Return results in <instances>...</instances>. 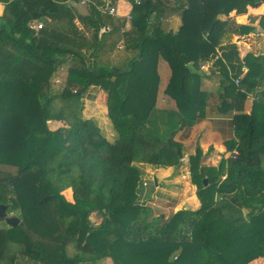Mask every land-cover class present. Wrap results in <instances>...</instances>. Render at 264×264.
<instances>
[{
  "label": "trees",
  "instance_id": "16d2710c",
  "mask_svg": "<svg viewBox=\"0 0 264 264\" xmlns=\"http://www.w3.org/2000/svg\"><path fill=\"white\" fill-rule=\"evenodd\" d=\"M69 1L9 0L0 18V206L20 219L17 228H0V264H15L19 254L33 264L106 258L113 264H264L260 107L238 117L235 153L220 169L206 168V176L198 169L202 152L191 158L201 203L196 211L182 210L166 221L164 216L152 218L153 211L140 204L142 174L135 165L174 167L182 162L175 136L203 115L206 97L188 65L212 60L224 49L222 58L236 70V63H242L238 48L232 43L225 47L224 40L253 29L236 26L231 17L246 16L264 6V0H141L140 5L130 0L135 17L129 32H121L123 24L114 28L113 17L96 7L83 18ZM175 14L182 20L180 30L167 33L162 21ZM255 17L264 31V16ZM44 19L42 30L30 28ZM77 22L94 30L92 41ZM106 28L109 32L101 34ZM115 36L128 51L138 52L137 58L125 70L91 66L88 61ZM160 57L172 70L165 94L178 111L156 108ZM218 60L225 88L234 91L233 107L242 112L249 94L263 86L264 56L245 58L248 73L240 86L230 75L233 70ZM67 63L71 67L62 98L82 101L91 87L111 95L109 115L121 133L115 142L102 136L93 120L79 115L69 122L52 114L54 99L45 89ZM48 121L69 124L53 132ZM208 175L216 181L205 187ZM94 207L105 213L98 227L89 219ZM68 243L79 255L66 253Z\"/></svg>",
  "mask_w": 264,
  "mask_h": 264
},
{
  "label": "crops",
  "instance_id": "0c3cea01",
  "mask_svg": "<svg viewBox=\"0 0 264 264\" xmlns=\"http://www.w3.org/2000/svg\"><path fill=\"white\" fill-rule=\"evenodd\" d=\"M8 1L9 0H0V18H2L5 14L6 3ZM70 3H71L70 7L73 9V11L78 15L82 16L83 18L89 16V14L91 13V9L93 7H96L100 10V8H102L104 4L112 5V7L117 10V15L112 16L113 27L115 26L114 28H116L123 24L125 27L122 28L121 32H129L133 29L132 22L134 21L133 17H135L133 13L134 6L130 2V0H87V4L85 5L82 4L81 0H71ZM262 9H264V6L258 9H250L249 13L246 16H240V17L247 18L251 16L250 17L251 19L252 17L256 18L255 16H260V15L264 16V14L263 13L261 14L260 11ZM232 16L234 17L233 19H235L236 16L234 14ZM223 17H221V19ZM253 18L252 21H254L255 23L254 25H250L247 22L246 24H244V26H256V28L255 27L254 29L252 28L253 29L252 32L248 35H244L243 37L241 36L237 37L238 41L246 40L247 37L254 35L255 32L264 33L258 21L254 20ZM152 20H154V17L152 18ZM42 21L47 22V19H44ZM77 24L80 28L81 26L83 27V25H81L79 22H77ZM181 25H182V20L179 14L166 16L162 21V29L167 33L168 32L177 33L180 30ZM107 31L109 32V28H107L105 32ZM116 41H118L117 46L114 47L113 45L112 48L107 47L109 48L108 49L109 56L107 58L109 59L110 62L111 59H113V61L118 65H112L110 63H106V65L103 66L115 67L114 68L115 70H119V68L123 70L128 69L129 64H131V62L137 58L138 52L128 51L126 49V43L124 42L123 39L119 38ZM226 46H228V44L227 45L225 44V47ZM242 46L243 45H241V48L238 49L242 63L240 65L239 63H236L237 68L243 66L241 70L242 71L241 75L238 74L240 73V70H238L237 68L236 70H233L232 65L227 64L226 60L222 58L224 49L218 50V55L215 56L214 59L212 60L201 62L199 64L191 63L188 65L191 79L198 80V85H197L199 88L198 90L201 93L205 94L206 97L204 99L203 115L199 119L194 121L191 126L181 127L175 136V142L181 144L183 149V159H182L183 164L188 165L191 161V158L195 157L197 155V151L200 150L203 155L202 160L204 161V165L208 166L209 168L219 167V165L224 159L226 160L230 158L233 155V153H235V148L233 149V143L237 142L235 129H236V122L238 117L250 115L256 112L257 108L259 107H260L259 113L262 116V118L264 117V110L262 109L264 104V80L262 82L263 86H260L257 90H255V92L249 94V97L245 103L244 110L242 112H238L233 107L234 91L230 90V88H225L229 86H225L226 83L224 82V79L226 78L223 75V70L220 68V62L219 64L217 63L218 59H222L226 64V68L230 67L233 70L232 72L230 71L232 73V79L240 78L241 82H243V80L245 79L248 73L247 67L244 66L245 58L249 54H253L255 57L264 56V51L255 54L250 52V50L245 51L246 47L242 48ZM226 49L227 48H225V50ZM103 51H99L100 55H102ZM65 65L66 66L63 65L62 68H60L57 71L53 79H55L57 75H59L60 78L62 79V77H64V73L62 69H64L65 67H68V69L70 70L71 64L67 63ZM230 68L229 70H231ZM157 69H158V74L160 76V88L157 97L158 101L156 108L159 111H166V110L178 111L176 102L165 94V91L172 77L171 68L169 64L163 58L160 57L158 60ZM67 75L68 73L66 74V78ZM195 88L196 86L194 85L192 90H194ZM164 101L166 102L165 104H163ZM171 104L172 106L174 104V107H171ZM135 165L137 168H139L144 178L143 179L145 182L143 184L144 187L148 186V183L145 181V177H147L150 171L152 172L151 174H153V176L152 179L150 180L152 181L154 180L155 182L156 190L153 192L154 195L155 194L157 195L159 192H161L160 190H162L163 192L164 191L163 187L167 184L177 190L174 191L175 193L176 192L177 194L181 193V196L183 195V193H186V196H188V198L186 199H188L189 201L185 204V206H182L179 211L182 210L196 211L200 208L201 203L197 197V188H195L196 186L192 184L190 171L186 165L185 166L181 165V169H177L175 167H165V168L162 166L155 167L151 164H145V163H136ZM154 167L156 168L155 173L154 171H152V168ZM185 173H187V175L189 174V176H187ZM225 176L222 179H225ZM179 184H181V187L179 186ZM147 201L148 199L146 200V193H145L144 196L140 198V204L144 206V204L147 203ZM146 206H148V204ZM177 212L178 211H175L173 214H176ZM4 222L5 221H3V223ZM1 223H0L1 229L8 230L9 228H11L7 224L5 228L2 226ZM15 262H16L15 264L18 263L33 264L29 262L27 258L23 259L22 256L21 258L20 256H18ZM82 264H113V261L110 258H106L101 261H98L97 263L84 262Z\"/></svg>",
  "mask_w": 264,
  "mask_h": 264
},
{
  "label": "rangeland",
  "instance_id": "374dc122",
  "mask_svg": "<svg viewBox=\"0 0 264 264\" xmlns=\"http://www.w3.org/2000/svg\"><path fill=\"white\" fill-rule=\"evenodd\" d=\"M260 11H261V14L262 13L264 14V9H262ZM250 17H247V18L235 17L234 20H230V21H232V22L234 21L236 26H242L243 27L244 24H246L247 22L250 25H254L255 23H254V21H252L253 17L251 19H250ZM231 18H234V17L232 16ZM222 19H224L225 21H228V18H226V17H223ZM37 24H43L44 25L45 22L44 21L37 22ZM246 27H251L253 29H254V27L256 28V26H246ZM81 30L84 32V34L88 37V39L90 41L93 40L94 33H95L93 29H91L89 27H82L81 26ZM104 31H106V30H102L100 33L102 34ZM235 36L236 35H232L229 39H225L224 40L225 44L227 45L230 43H234L238 46V49L241 48V45H243L242 48L246 47L245 51L250 50V52L255 53V54H258V53L264 51V33L263 32H260V33L255 32L254 35L247 37L246 40H243V41H241V40L238 41L237 37H240V36H236V37ZM241 37H243V36H241ZM117 38L118 37L115 36L113 39H110L107 42V44L105 46L106 49L102 52V55H100L99 52H96V56L93 58V60H91V62L88 61V63L91 66H92V63H97L98 66L106 65V63H110L112 65H118L113 61V59H111V62H114V63H111L109 61V59L107 58L109 56L108 55V49L112 48L113 45H114V47L117 46V44H118V41H116V40H118ZM107 47H109V48H107ZM256 47H257V49H256ZM249 55H253V54H249ZM256 57H259V56H256ZM64 66H66V65H64ZM62 71L64 73V77H62V79H61L60 76L57 75V77L55 79H53V77H54L53 76L52 79H50L48 81L49 88L45 89V91L48 92V95L54 99V102L52 105V110H51L52 114L57 115L59 117H65L66 119H68L69 122H73L74 118H77V116H79V115H81L84 119L93 120L96 123V125L100 128L101 135L104 136L106 139L108 138L107 140L111 141L112 143L115 142L116 139L119 138L121 133L119 132L116 125L112 122L111 117H110L109 112H108L109 99H110L111 95L100 90L98 87H91L88 90V92L84 95L82 101L81 100L78 101L76 99H70L69 100L68 98H62L63 94H65L66 89H67L66 74L69 72V69H68V67H65L64 69H62ZM74 92H76V90H74L73 93ZM81 103H83V105H81ZM165 103L166 102L164 101L163 104H165ZM171 107H174V104H173V106L171 104ZM68 124H69L68 122H64V121H62V122L61 121H48V127L53 132L58 130L61 127L68 126ZM176 161H177V159H176ZM178 163H179L178 165L174 166L177 169H181V165H183V166L186 165V164H183L181 162V160H179ZM221 164H222V162H221ZM221 164L219 165V167H213V168L218 170V169H220ZM186 166H187V168H189L190 175H191V181H192V184L194 185L193 177H192V171H191V168H192L191 161ZM155 167L152 168V171H154V173H155V169H156ZM206 168H209V167L204 165V161L201 159V161L199 162L198 169H199V171L203 172L207 176L206 171H204V170H206ZM151 173L152 172L150 171L148 173L147 177H145V181L148 183L147 187L143 186V184L145 182H144V180H143L144 178L142 176V181H141V184L139 186V200L146 193V200L148 199V201H147V203L144 204V207H147L151 211H153V217L152 218H154V217L156 218L158 216H164L165 221H166L174 215L173 213L175 211L179 212L181 207L185 206V204L189 201L188 199H186V198H188V196H186V193H183L182 196H181V193H178V194H177V192L175 193L174 191H177V190L174 189L172 186H169L167 184L163 187L164 188L163 192H162V190H160L161 192H159L157 195L156 194L154 195L153 192L156 189H155L154 180L153 181L150 180V179H152V176H153V174H151ZM221 173H219V175H222ZM185 174L187 175V173H185ZM187 176H189V174ZM208 176L211 177L210 175H208ZM206 179L208 180V182H212V181L215 182L216 181L213 177H211V181L208 178H206ZM209 184H208V186H209ZM179 186L181 187V184H179ZM195 188L198 189V186H196ZM65 195L67 196V198L70 202L74 201V199L72 197L73 194H72L71 190H67L65 192ZM156 197H157V199H156ZM147 204H148V206H146ZM94 208L95 209H93L92 213L90 214L89 219H90V222L93 226L98 227L99 225L102 224L104 217H105V213H104V210H100L99 208H96V207H94ZM8 216L12 217V216H14V214L10 213V214H8ZM4 223L2 222L1 224L3 227L6 228V223L5 224ZM65 251L68 255H71V256L79 255L78 251L76 250L75 246L72 243L67 244ZM19 256L21 258L20 254H19ZM18 264H20V263H18Z\"/></svg>",
  "mask_w": 264,
  "mask_h": 264
},
{
  "label": "built area",
  "instance_id": "2783aa9c",
  "mask_svg": "<svg viewBox=\"0 0 264 264\" xmlns=\"http://www.w3.org/2000/svg\"><path fill=\"white\" fill-rule=\"evenodd\" d=\"M133 1L136 3V5H140L141 4V0H133ZM70 2H71V0H70ZM70 2L67 3L69 6H71ZM81 2L84 5L87 4V0H81ZM100 11H102L103 13L108 14L110 16H116L117 15V10L115 8H113L112 5H106L105 7L100 8ZM43 27H44L43 24H37V23H32L30 25V28L33 31H35V32H38V31L42 30ZM230 75L232 77V73L231 72H230ZM234 83L237 86H240L241 85V79L240 78L234 79Z\"/></svg>",
  "mask_w": 264,
  "mask_h": 264
},
{
  "label": "water",
  "instance_id": "95a60500",
  "mask_svg": "<svg viewBox=\"0 0 264 264\" xmlns=\"http://www.w3.org/2000/svg\"><path fill=\"white\" fill-rule=\"evenodd\" d=\"M107 30V28H106ZM209 184L208 180H204V185L207 187ZM0 219L5 221L11 228H17L20 224V219L17 217H9L7 215V206H0Z\"/></svg>",
  "mask_w": 264,
  "mask_h": 264
}]
</instances>
